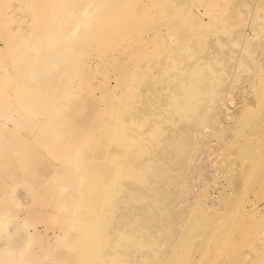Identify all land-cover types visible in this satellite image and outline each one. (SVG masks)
Here are the masks:
<instances>
[{
    "label": "rangeland",
    "instance_id": "1",
    "mask_svg": "<svg viewBox=\"0 0 264 264\" xmlns=\"http://www.w3.org/2000/svg\"><path fill=\"white\" fill-rule=\"evenodd\" d=\"M134 1L143 15L138 11L141 17L128 27L122 49L116 42L89 37L76 50L82 65L70 98H55L57 104L64 101L69 123L92 114L91 120L105 129L98 146L107 172L84 177L85 167L72 164L73 153H63L70 165L59 166L105 186L95 191L99 208L89 211L105 213L110 225L87 224L73 231V241L68 242L65 233L55 240L71 229L62 217L53 216L50 206L37 203L42 188L31 180L41 173L34 170L31 180L20 174L12 181L0 170V204L7 200L5 211L0 206V264H13L7 256L20 257V248L26 253L19 264H166L187 225L222 226L224 221L218 222L214 214L225 215L227 206L239 200L249 218L240 225L228 223L225 237L238 247L243 257L239 264H264V167L246 177L247 161L238 159V150L246 145L263 152L264 162V0ZM40 4L41 0H0V96L14 97L10 88L23 89L28 81L12 67L15 49L5 46L2 32L28 47L38 45L48 31L62 35L72 27L77 33L102 32L88 19H80L85 6L77 7L72 0L56 7L59 25L47 23L48 16L40 18ZM144 37L151 41L150 48H136L122 68L106 61L126 48L130 52V44ZM96 75L107 97L94 88L99 84ZM249 111L253 113L247 116ZM5 119L0 115V122ZM15 131L14 137L24 141L21 149L54 163L32 138ZM48 141L53 152L64 149L56 139ZM57 188L58 194L71 192L66 184ZM45 192L47 199L54 194L52 189ZM26 205L36 213L17 218V210ZM56 208L58 213L64 209L59 200ZM35 226L39 231L31 236ZM118 227L126 232L124 237L118 236ZM93 230H109L112 235H94ZM40 244L48 251L32 256Z\"/></svg>",
    "mask_w": 264,
    "mask_h": 264
},
{
    "label": "bare ground",
    "instance_id": "2",
    "mask_svg": "<svg viewBox=\"0 0 264 264\" xmlns=\"http://www.w3.org/2000/svg\"><path fill=\"white\" fill-rule=\"evenodd\" d=\"M65 1L68 0H41V4L38 7L40 18L43 20L48 16L47 23L51 22L52 24L57 23L59 25L61 22L54 18V13L56 7ZM72 1L76 6L78 5L82 8L85 6V10L80 19H88V21L94 25L95 29L99 26L97 30H101L102 32L86 33L84 31H78L77 33L75 29L71 30L72 27L62 35L48 31L42 34L38 45L31 47L26 46L24 41L15 40L7 31L2 32L5 46L15 49L10 60L12 67L17 70L20 76L27 78L28 81L25 83L23 89H18L16 87L10 88V93L13 94L14 97L8 98L6 96H0V115L6 117L4 122H0V162L2 163L0 170L7 171L9 179L12 181H17L20 174L24 180H31L30 173L34 170L41 173L37 179L31 180L34 185L42 188L39 191L40 198L37 203H41L48 208L50 206L51 210L55 211L52 213L54 217L59 216L65 220L66 228L71 229V231H62L63 233L56 235L55 240L61 239V236L65 233V238L68 242L73 241L75 232L81 231L87 224L88 227L94 225H107L106 227H108L111 220L108 222L106 221L105 213L99 214L89 211V208L92 207L99 208L97 204H99L100 199L97 197L98 195H96L95 191L97 189H102V191H104L105 186L101 188L102 186L88 181L90 179L83 180L71 173H66L59 165L67 166L68 164L70 165V162L66 159L67 157L61 155L63 153L66 155H71L73 153L72 164L74 166L81 164L83 168L85 167L86 174L84 177L91 178L107 172V167L99 161L102 157V151L98 146L100 139L99 135L102 133L105 134L106 132H104L105 129L101 124L95 120H91L92 114H87L78 120H74L72 124L69 123L64 119L65 110L62 108L64 101L61 100L60 103L57 104L55 103V98L58 94L61 95V97L70 98L73 84L77 83L80 78L78 67L82 65L81 58L76 56V50L81 47L89 37L93 39L97 38L100 42H106L107 44L116 42L119 48L122 49L124 46L122 38L127 34L128 27L134 24V22L141 17L140 15H143L141 6L135 3L134 0ZM138 11H140V15ZM62 22L63 24L65 23V21ZM38 31L41 33V29ZM154 32L156 31L153 30V33ZM150 42L149 38L144 37L130 44V52L129 49L126 48L112 60L106 61L116 64L118 68H122L121 66L125 63V60L134 56L137 49L142 47V45L150 48ZM70 67L73 68V71L76 70V72L73 73L72 71V74H68L67 70ZM66 72L68 74L67 78L65 80H60L61 75ZM94 80L99 82L94 88L102 89V97H107L108 94L104 91L101 80H98L97 75ZM52 96H54V99ZM74 101L76 102V100ZM252 113L253 112L249 111L246 115L250 116ZM48 128L51 129V133L47 132ZM72 128L75 130L74 135L68 134L69 129ZM85 128L89 131L85 130ZM15 130L25 134L28 138H32L40 149H44L50 154L54 163H46L31 150L21 149L20 146L23 145L24 141L14 137ZM49 136L63 145L64 149L60 154L58 152H53L49 148L50 146L47 144L50 139ZM75 151L85 153L83 155H75ZM238 155L239 160L247 161L248 168L246 177H250L254 175L255 172L258 173L263 169V152H256L251 146L245 145L238 150ZM50 179H52L54 183L49 182ZM61 184L68 185L71 188V192H60L58 194L57 186ZM49 186L50 188H48ZM45 188L47 190L52 189L54 192L50 199L44 197V193L47 191ZM56 200H59L64 208L62 212H59L60 214L57 208L54 209V202ZM6 202L7 200L0 204L4 211L6 209ZM252 203L253 202H251V204ZM30 204L31 203H29V205ZM112 204L113 203H111L110 206ZM81 206H85L83 211L80 210ZM113 206H115V204H113ZM227 207L229 208L225 215L219 212L214 214V217L218 218V222L224 221L222 226L197 225L191 227L190 224L187 225L179 233V240L172 248V257L166 264H212L217 261L221 263L225 259H228L229 264H239L243 257L240 252L237 251L238 247L234 248L232 244L229 243L231 240L226 239L225 232L228 223H238V225L245 223L247 218H249L247 217L249 214L242 208L241 200ZM17 211H20L17 218H21V214L29 216L36 213L27 205L19 208ZM40 217L42 216L40 215ZM221 217H223L224 220H221ZM124 227L125 225L123 224V228ZM34 228L35 229L30 232L31 236L36 235L39 231L36 226ZM123 228L121 230V227H118V236H125L126 232ZM92 233L94 235H102L103 237H107L106 235L111 234L109 230H93ZM46 236H48V233ZM21 240L20 242L25 241L22 237ZM49 241L50 239L46 240L48 246L50 243ZM19 250L20 257H18L17 254L7 256V259L13 264H19V258L23 257L26 253L24 249L20 248ZM40 251L45 252L48 251V249L44 248L43 244H40L38 249H33L31 255L35 257L39 256ZM30 260H33V257ZM124 263L125 262H122L120 264Z\"/></svg>",
    "mask_w": 264,
    "mask_h": 264
}]
</instances>
